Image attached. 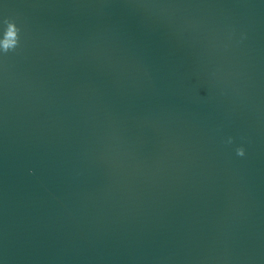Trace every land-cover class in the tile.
Segmentation results:
<instances>
[{"label":"water","instance_id":"water-1","mask_svg":"<svg viewBox=\"0 0 264 264\" xmlns=\"http://www.w3.org/2000/svg\"><path fill=\"white\" fill-rule=\"evenodd\" d=\"M5 18L0 264H264V0H0V39Z\"/></svg>","mask_w":264,"mask_h":264},{"label":"clouds","instance_id":"clouds-1","mask_svg":"<svg viewBox=\"0 0 264 264\" xmlns=\"http://www.w3.org/2000/svg\"><path fill=\"white\" fill-rule=\"evenodd\" d=\"M3 24L6 26L3 32V37L0 39V53L8 54L9 52H14L20 45V31L21 29L17 26L15 20L10 18H5ZM229 143H231V138H229ZM236 154L243 157L245 155V150L243 147L236 149Z\"/></svg>","mask_w":264,"mask_h":264}]
</instances>
